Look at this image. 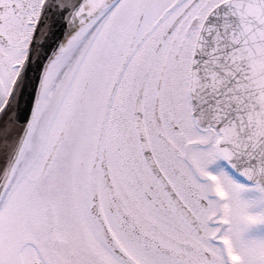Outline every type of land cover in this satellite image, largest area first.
<instances>
[{"label": "snow or ice", "instance_id": "obj_1", "mask_svg": "<svg viewBox=\"0 0 264 264\" xmlns=\"http://www.w3.org/2000/svg\"><path fill=\"white\" fill-rule=\"evenodd\" d=\"M0 264H264V0H0Z\"/></svg>", "mask_w": 264, "mask_h": 264}]
</instances>
